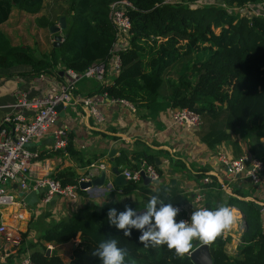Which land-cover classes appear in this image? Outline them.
<instances>
[{"label": "trees", "instance_id": "16d2710c", "mask_svg": "<svg viewBox=\"0 0 264 264\" xmlns=\"http://www.w3.org/2000/svg\"><path fill=\"white\" fill-rule=\"evenodd\" d=\"M68 21L64 41L49 54L38 55L30 46H14L0 30V69L10 70L29 66L31 71L58 73L71 70L82 74L90 66L104 64L106 70L113 56L116 33L111 21L112 4L124 0H67ZM130 3L128 15L132 23L130 46L119 53L120 66L113 81L101 86L100 92L110 99L124 100L137 109L155 111L160 98L163 106L188 109L202 119L200 128L205 132L204 141L211 147L228 141L232 134L250 140L256 131H264V16L230 13L226 6L248 11L264 0H222L226 6H192L205 0H126ZM45 0H0V25L7 22L16 8L30 15L38 14ZM41 28L53 24L45 17L36 20ZM219 33H216V31ZM85 80V79H84ZM202 131V132H203ZM62 151L42 153L37 160L64 155ZM66 154L76 155L71 143ZM252 155V154H251ZM258 157L264 164V153ZM131 164L127 152L116 160L127 164L131 170L147 161L160 175L153 153L143 152L134 156ZM181 164L174 165L177 172ZM205 175H201L203 179ZM63 187L76 185L80 176L72 167L58 168L52 177ZM207 188L206 208L226 205L242 211L244 229L238 252L231 255L226 246L231 237L220 233L207 241L212 264H264V235L262 213L255 202L243 201L246 197L241 187L234 186V196L223 199L215 177L202 185ZM163 190V189H162ZM140 192L144 198L158 195L164 203L174 207L186 204L187 198L179 190L168 196L150 191L141 183L129 182L122 187L124 195ZM109 208L123 211L116 204L106 203L85 215L52 222L41 228V247L30 246L34 264H100L92 251L101 239H117L118 246L126 249L124 264H196L190 254L201 245L194 241L189 253L176 256L166 246L144 247L138 241L140 232L131 230L125 237L122 230L110 226ZM137 211V207H132ZM25 241L27 234L22 235ZM78 241L69 261H65L48 245H61ZM28 248V247H26ZM21 247L18 255L28 253ZM14 256L5 264H14ZM1 264V263H0Z\"/></svg>", "mask_w": 264, "mask_h": 264}, {"label": "crops", "instance_id": "0c3cea01", "mask_svg": "<svg viewBox=\"0 0 264 264\" xmlns=\"http://www.w3.org/2000/svg\"><path fill=\"white\" fill-rule=\"evenodd\" d=\"M42 17H44L42 11L36 15H30L13 8L8 21L0 25V30L14 46H30L38 55L49 54L53 48H56L54 36L50 32L52 26L48 27L50 33V37H48L45 30L37 25L36 20ZM62 18L68 19V12ZM46 19L52 23L50 18ZM67 23L66 20V25ZM64 33L66 34V30ZM129 46L130 40L129 42L125 40L115 42L105 81L85 79L75 85L72 101L64 110V117H60L59 125L68 130L69 143L77 154L71 156L65 151L64 155L34 162L31 169L32 179L50 178L58 168L65 167L76 169L80 179L89 174L92 175V179H96L101 175V172L90 169V165L93 163L105 164L107 167L105 183L90 184L85 188L79 186L77 193L69 197H58L49 204L42 202L43 193L30 192L29 201L25 213H23L25 218L29 217L34 220L41 218L42 224L47 227L52 222H59L77 214L85 215L92 209L101 207L106 203L116 204L120 209H124L125 206L137 207L138 213L145 211V206L149 200L148 195L145 196L146 198L140 192L124 195L122 187L126 186L128 182L124 186L115 183L118 175L122 174L124 170H131L129 165L116 162L121 153L125 151L131 164L136 163L133 159L134 156L143 152L155 155L159 161L157 167L162 171L161 179L158 183L150 182L149 185H145L142 180L141 185L150 191L159 190L167 196L172 190L181 191L186 196L187 201L182 206V211L179 212L176 220H185L190 217L193 211L201 208V205L195 202L200 193L205 196L204 203L206 204L207 188H203V191L200 192L199 189L202 187L200 176L203 174L206 177L207 174H211L215 177L216 173L222 175L218 164L220 155L236 159L246 153L254 156H258L261 152L264 153V131H256L250 140H243L240 134H232L231 130H227V134L231 135V138L211 147L204 141L205 132L202 128L187 130L185 127L173 124L171 115L174 109L163 106L166 103L164 98L159 100V106L162 105V107H156L152 114L148 109L135 107L136 111L133 112L126 105L112 103L104 96V93L100 92V88L103 84H109L113 81L117 74L114 60L120 51ZM59 69L48 73L33 72L29 66H18L10 70L0 69V127L3 125L5 117L13 111L14 93L17 91L27 92L33 97L59 92L68 81L63 72H61L63 75L58 73ZM41 74L44 76L43 78L39 77ZM86 97L99 98L96 102V108L105 118L103 123L97 124L86 107L82 105L81 99ZM51 145V137L45 136L33 143L31 148L40 155L50 153ZM113 151L115 153L111 157ZM176 163L182 165L177 172L174 171ZM114 169H117L119 174ZM215 178L220 185V179ZM221 180H225L224 177ZM235 186L241 187L243 193H245V189L252 192V196L245 195L246 197L239 196L237 198L243 201L259 202L264 206V176L259 188L244 185L238 181ZM15 188L16 186H14ZM219 190L223 194L224 200L234 196V194L230 195L223 190L221 185ZM231 208L234 212V222L221 233L225 238L231 237L226 249L229 254L235 255L238 252L242 237L240 232L238 234L237 232L241 228L243 229L244 221L242 211L236 207ZM236 211L239 212V215ZM262 224L264 228V211ZM77 244L78 241H72L51 246H53L54 252H57L65 261H69ZM204 244L208 243L204 242L201 245ZM14 264H18V262Z\"/></svg>", "mask_w": 264, "mask_h": 264}, {"label": "built area", "instance_id": "2783aa9c", "mask_svg": "<svg viewBox=\"0 0 264 264\" xmlns=\"http://www.w3.org/2000/svg\"><path fill=\"white\" fill-rule=\"evenodd\" d=\"M165 1L166 3L176 2V0ZM130 6L126 0L116 2L111 6V21L116 33L115 42L118 40L129 42L130 40L132 30V23L128 15ZM255 7L257 8H254L253 11L256 14L262 13L264 16V4ZM114 66L117 70L119 69V55L114 60ZM64 74L68 81L59 92L41 97L30 96L24 91L14 93L13 111L5 117L3 125L0 127L1 264H5L6 259L10 256H14L15 262L18 264H34L29 253L18 255L22 238L17 226L12 224V221L17 223L26 220L23 213H25L26 198L30 192L37 193L40 190H45L42 202L49 204L56 196L69 197L77 193L80 183L92 180V175L89 174L80 179L76 185L63 187L60 182L52 178L32 179L31 177L32 165L38 161L39 157V153L32 150L31 145L45 136H50L52 139L51 151L65 152L69 145V133L66 128L59 125L58 107L63 106L64 110L68 107L72 101L75 85L79 81L84 79L105 81L107 70L104 64H95L82 74L71 70H66ZM39 77L43 78L44 76L41 74ZM104 96L112 103H120L128 106L133 112L136 111L133 105L124 100L110 99L107 94ZM98 100L97 97H86L81 99V103L97 124H101L105 118L96 108ZM171 117L175 126L185 127L187 130L199 129L202 125L200 115L188 109H174ZM218 161L219 171L222 172V175L216 173L215 177L220 179L221 188L230 195H233V187L237 181L251 187L259 188L261 186L264 164L258 157L248 153L236 159L220 155ZM89 168L100 172L107 171L105 164L93 163ZM122 175L128 183H141L143 176L149 178L152 183H158L161 179L157 168L143 160L136 169L124 170ZM212 177L211 174H207L201 180V184H209ZM223 177L225 180H221ZM14 186H16L15 189ZM199 190L203 191V187ZM204 198L205 196L200 193L195 200L198 205H201V208H206ZM176 208L179 209V212L182 211V206ZM188 219L187 217L185 220ZM47 247L50 252L53 251V246L48 245Z\"/></svg>", "mask_w": 264, "mask_h": 264}, {"label": "clouds", "instance_id": "9594fccd", "mask_svg": "<svg viewBox=\"0 0 264 264\" xmlns=\"http://www.w3.org/2000/svg\"><path fill=\"white\" fill-rule=\"evenodd\" d=\"M178 214L179 209L172 203H164L158 195H152L142 213L129 206L119 212L109 208L107 220L110 226L122 230L125 237L131 235L132 229L138 230V241L144 247L166 246L176 256L189 253L194 240L210 241L234 222L233 209L226 205L200 208L188 220H176ZM92 255L100 264H124L127 251L118 246L117 239H101Z\"/></svg>", "mask_w": 264, "mask_h": 264}, {"label": "rangeland", "instance_id": "374dc122", "mask_svg": "<svg viewBox=\"0 0 264 264\" xmlns=\"http://www.w3.org/2000/svg\"><path fill=\"white\" fill-rule=\"evenodd\" d=\"M204 6H216V7H225L226 4L222 0H205L196 6H192V9H196L198 7H204ZM229 8L230 13H239L241 15H245L243 13H246L249 17L252 15H258V16H263L262 13L256 14L253 9L257 7H252V9H248V11H241L239 8H236L235 6H226ZM43 12L44 17L50 18L52 20L53 25L55 27L60 26V19L67 15L68 12V1L67 0H47L45 6H43V9L41 10ZM32 26V22L30 23V29ZM45 32L47 33L48 37H50L49 33V28H43ZM65 31L61 32V35L64 37ZM216 33H219L217 30ZM32 36V35H31ZM53 37V36H52ZM30 41V40H29ZM262 152L260 153L261 156ZM244 195H249L252 196L251 190L245 189ZM260 204V203H259ZM240 218V217H239ZM243 218V217H242ZM11 223V222H10ZM43 221L41 218H37L34 220L33 218H26L24 221H19L16 223V221H12V224L14 226H17L19 230V234L21 235V238H23V234H27V238L25 241L21 242V247H28V253H30V246L32 244L36 245V249H39L41 247V242L39 240L40 234H41V228L44 227V224H42ZM243 229H244V224H243ZM243 229L241 228L238 230L237 234L240 232V234H243ZM54 252V251H52ZM57 253V252H55ZM24 254V253H22ZM66 259V258H65Z\"/></svg>", "mask_w": 264, "mask_h": 264}, {"label": "water", "instance_id": "95a60500", "mask_svg": "<svg viewBox=\"0 0 264 264\" xmlns=\"http://www.w3.org/2000/svg\"><path fill=\"white\" fill-rule=\"evenodd\" d=\"M67 29V25H66V19L65 18H61L60 20V26L59 27H55L52 26L50 27V32L52 33V35L54 36V46L56 48H58L60 46V44L63 41V37L61 35L62 31H65ZM61 75H63V73H61ZM58 112L60 113V117H64L65 115V111L63 109V106L58 107ZM115 152L113 151L111 153V157L113 156ZM156 163L157 165L159 164L158 159H156ZM114 171L116 173L119 174V171L117 169H114ZM106 171H102L101 175L96 178V179H92L89 182H82L80 183V187L81 188H85L88 187L90 184L93 185H100L105 183V179H106ZM143 181L145 185H149L150 184V179L143 176ZM115 183L119 186H124L127 184V181L125 180V178L123 177L122 174L118 175L117 180L115 181ZM157 192H160L159 190H156ZM45 190H40V193L44 194ZM162 195L167 196L165 193H162ZM54 199H58V197H54ZM29 201V197L26 198V202ZM255 207L256 209H258L259 211H264V206L259 204V203H255ZM191 259L196 263V264H212V259H211V255L209 252V245L208 244H204L199 246L198 248H196L191 254H190Z\"/></svg>", "mask_w": 264, "mask_h": 264}, {"label": "bare ground", "instance_id": "6f19581e", "mask_svg": "<svg viewBox=\"0 0 264 264\" xmlns=\"http://www.w3.org/2000/svg\"><path fill=\"white\" fill-rule=\"evenodd\" d=\"M236 213L239 215V212L236 211Z\"/></svg>", "mask_w": 264, "mask_h": 264}]
</instances>
